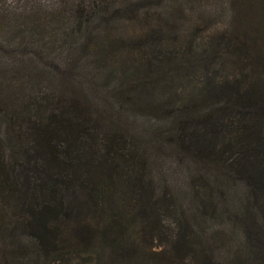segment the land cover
I'll return each instance as SVG.
<instances>
[{"label":"trees","instance_id":"16d2710c","mask_svg":"<svg viewBox=\"0 0 264 264\" xmlns=\"http://www.w3.org/2000/svg\"><path fill=\"white\" fill-rule=\"evenodd\" d=\"M186 3L158 0L130 41L106 31L134 12L120 0L61 15L62 71L24 127L0 109L6 252L25 238L29 264H264V0H224L225 30L174 53Z\"/></svg>","mask_w":264,"mask_h":264},{"label":"rangeland","instance_id":"374dc122","mask_svg":"<svg viewBox=\"0 0 264 264\" xmlns=\"http://www.w3.org/2000/svg\"><path fill=\"white\" fill-rule=\"evenodd\" d=\"M117 1L0 0V109L12 114L15 127H24L27 124L25 120L28 114H32L38 98L41 99L40 95L45 92L52 72L62 71L60 69L61 53L64 51L62 32L65 26L61 15L66 16V13L70 11H76L78 14L79 9H84L85 14L90 13L93 4L105 6L110 11L109 5ZM120 1L130 6L134 12L128 9L129 11L120 12V17H113L116 22L111 24V30H106L111 38L117 37L130 41L147 35L160 21L162 10H164V8L158 10L157 6H154L158 0ZM168 1L187 2L181 4L182 17L177 20L170 36L166 37L167 48L172 49L174 53L178 48L175 43L179 44L180 40L192 39L195 36V43L199 44L204 37L206 39L216 36L226 28L224 0ZM161 6H168V3L165 2ZM101 31L102 28L100 33ZM134 43L128 44L130 48H127L129 49L127 53L137 56L136 49L139 48ZM87 53L90 51H82L79 56L85 58ZM119 53L121 56L125 54L124 46H121ZM191 58L192 55L189 54L184 61L189 62ZM71 75L77 77L78 73L72 71ZM119 77L120 75H117L115 79L113 78L114 83L118 82ZM107 88L104 86L102 90ZM78 90L83 93V90L89 89L83 86ZM8 206L7 201L0 202V208L6 211L4 223L10 229L14 220L11 218ZM224 239L230 240L228 236ZM26 241L27 239H22L23 249L17 255H11L4 247L8 240L0 236V264H29L31 251ZM78 263L81 264L80 259H73L71 264ZM38 264L49 263L39 258Z\"/></svg>","mask_w":264,"mask_h":264}]
</instances>
